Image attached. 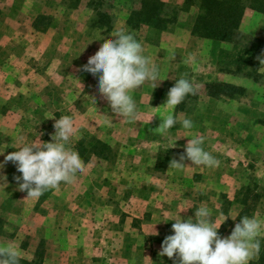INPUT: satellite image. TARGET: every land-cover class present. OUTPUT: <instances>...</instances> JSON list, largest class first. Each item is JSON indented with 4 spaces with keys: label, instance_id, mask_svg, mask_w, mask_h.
Returning a JSON list of instances; mask_svg holds the SVG:
<instances>
[{
    "label": "rangeland",
    "instance_id": "374dc122",
    "mask_svg": "<svg viewBox=\"0 0 264 264\" xmlns=\"http://www.w3.org/2000/svg\"><path fill=\"white\" fill-rule=\"evenodd\" d=\"M138 1L104 0L97 7L95 0H80L70 8L66 0H0V162L38 135L50 141L55 119L49 117L70 115L79 137L72 146L85 163L72 182L39 198H26L18 190L13 177L20 173L12 162L0 169L6 177L0 181L6 184L0 187V249H17L18 264H173L158 256L161 242L172 234L170 220L178 212L181 218L193 217L198 207L207 206L212 220L222 223L219 234L228 236L235 221L213 215L227 214L220 195L235 196L238 183L250 189L241 215L264 218V175L259 171L264 153L237 157L231 167L238 174H228L226 124L228 118L240 121L248 111L243 98L214 99L204 87L226 75L219 71V51H232V46L194 36L198 9L184 6L183 0H163L177 17L159 35L147 26L133 28L127 20ZM95 8L110 15L107 25L95 26ZM263 26L264 14L246 8L238 46H249ZM120 31L141 42L160 71L156 81L132 93L135 119L112 113L96 91L95 78L81 70ZM189 54H195V63ZM258 72L264 66L259 64ZM182 75L193 82L194 92L175 107L177 125L162 132L156 129L160 118L172 112L163 105L166 94ZM90 98L96 100L95 109ZM185 117L193 121L191 130L181 124ZM236 122L229 127L235 134L241 130ZM193 134L204 136L203 147L220 160L218 167L169 165ZM229 210L239 213L236 207ZM259 239L262 244L264 236Z\"/></svg>",
    "mask_w": 264,
    "mask_h": 264
},
{
    "label": "clouds",
    "instance_id": "9594fccd",
    "mask_svg": "<svg viewBox=\"0 0 264 264\" xmlns=\"http://www.w3.org/2000/svg\"><path fill=\"white\" fill-rule=\"evenodd\" d=\"M113 36L115 39L102 43L98 51L81 66V70L95 78L96 91L107 101L112 113L121 119H135L137 105L132 93L146 82L156 81L160 71L144 54L141 42L131 33L120 31ZM101 39L103 37L100 36ZM174 57L175 54H172V59ZM188 59L195 63V54H189ZM257 60L261 67L264 66V55L258 56ZM156 86L154 84L153 88ZM193 92L194 84L189 78L182 75L176 79L163 104L172 112L163 118L159 117L161 122L156 129L167 132L177 125L173 114L175 107ZM88 101L94 108L96 100L90 98ZM49 118L55 119L50 141H41L38 135V139L15 148L17 150L8 153L4 161L0 162V169L9 161L15 165L20 175L13 179L18 184V190L26 192V198H39L49 189H59L62 183L72 182L85 167L79 152L72 146L74 140L79 138L73 118L70 115L59 118L53 115ZM105 118L111 123L110 117ZM181 124L188 130L194 126L188 117ZM204 140L203 135H191L179 159H173L169 165L176 169L218 167L220 160L205 150ZM3 153L0 151V155ZM185 160L191 162L190 166L185 165ZM0 181H6V177L0 175ZM0 187L4 189L6 184L0 183ZM227 217L231 216H225L224 220ZM170 221H173L172 234L165 236L161 242L158 256L173 259V264H250L260 251L259 237L264 236V218L256 214L240 216L230 234L221 236L218 229L222 223L217 225L212 220L207 206L198 207L193 217L181 218L178 212ZM18 255L17 249L13 247L0 249V264H18Z\"/></svg>",
    "mask_w": 264,
    "mask_h": 264
},
{
    "label": "trees",
    "instance_id": "16d2710c",
    "mask_svg": "<svg viewBox=\"0 0 264 264\" xmlns=\"http://www.w3.org/2000/svg\"><path fill=\"white\" fill-rule=\"evenodd\" d=\"M70 8H75L80 0H66ZM94 2V0H92ZM92 2V3H93ZM97 7L102 6L104 0H95ZM184 6L195 5L198 9L192 28V34L204 39L215 40L232 46V51L221 49L218 56L220 72L241 75L254 80L261 76L258 72L257 57L264 55V39L252 38L249 46L239 47L240 25L246 8L264 14V0H183ZM163 0H139L137 8H133L128 16V24L133 28L147 26L159 35L168 25L176 20V10ZM95 26L102 27L110 22V15L95 8ZM231 52V53H230ZM250 72H247V71ZM206 94L218 99L225 96L235 99L244 95V88L233 84L213 82L205 86ZM178 109V108H176ZM250 189L243 193L248 199ZM255 264H264V255Z\"/></svg>",
    "mask_w": 264,
    "mask_h": 264
},
{
    "label": "crops",
    "instance_id": "0c3cea01",
    "mask_svg": "<svg viewBox=\"0 0 264 264\" xmlns=\"http://www.w3.org/2000/svg\"><path fill=\"white\" fill-rule=\"evenodd\" d=\"M261 29L262 30H260L261 32L259 38L264 39V26ZM260 75L261 76L256 81L253 78H249L245 76L224 74L223 77H220L221 79L219 80L217 79L216 81V82L233 84L235 86L242 87L245 90L244 95H242L243 108H246V110L248 111L244 112V116L240 119V121L236 122L228 118L226 124L228 128L227 131L228 146L226 153V158L228 161V169H229L228 174L231 175L230 177L233 178L234 175L238 174L239 172L237 171V173H235L236 171L235 168L231 167V164L235 166L236 163L234 161H236L237 157L245 158L244 156H247L249 158H252L253 155L249 154L248 156V153H264V72H260ZM248 105H252V106L250 108H247ZM235 122L237 123L236 124L237 126L239 124L242 132L240 130L237 134H235V131L229 130V127L235 124ZM262 163L264 164V161L261 162L260 164ZM259 171L262 172V174L264 175V165L260 166ZM244 173L246 172L242 171V174ZM233 183L235 185L238 182L236 183V181H234ZM233 183H231L232 186ZM235 187L237 188L235 189L237 191V194H235V196L230 197V195L228 194V197H225L224 194L223 195L219 194L222 198H224L221 199L220 205L224 206L223 204L224 203L226 204L225 206L227 207L226 209L227 214L216 213L215 215H213L214 217H218L222 215L221 218H225V216H231L234 220L231 217H227V218L235 221L234 224L239 222V217L242 216L241 213L244 211V207L247 204H249V201L245 200V194L243 193V191H245L246 188H248L246 183H242V184L238 183V185H235ZM261 188L264 190L263 187ZM227 189L228 191H230L229 187H227ZM217 201L219 200L217 199ZM237 205L240 206L239 209ZM234 207H236L237 211H239V213L235 215L230 213L229 210ZM257 255L260 256L264 255V242L261 244L260 251ZM250 264H254V263L250 262Z\"/></svg>",
    "mask_w": 264,
    "mask_h": 264
}]
</instances>
